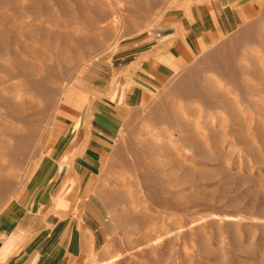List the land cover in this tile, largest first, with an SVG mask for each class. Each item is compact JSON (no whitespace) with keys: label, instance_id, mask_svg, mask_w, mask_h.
Masks as SVG:
<instances>
[{"label":"rangeland","instance_id":"rangeland-1","mask_svg":"<svg viewBox=\"0 0 264 264\" xmlns=\"http://www.w3.org/2000/svg\"><path fill=\"white\" fill-rule=\"evenodd\" d=\"M212 3L0 0V215L51 196L65 97L83 74L104 76L124 44ZM124 115L77 166L105 208L77 264H264V0Z\"/></svg>","mask_w":264,"mask_h":264},{"label":"crops","instance_id":"crops-1","mask_svg":"<svg viewBox=\"0 0 264 264\" xmlns=\"http://www.w3.org/2000/svg\"><path fill=\"white\" fill-rule=\"evenodd\" d=\"M245 2L213 0L201 18L167 20L124 44L111 64L103 59L104 76L90 79L83 74L82 83L73 85L74 92L65 97L66 117L71 121L63 122V137L55 147L57 183L55 187L52 183L43 208L32 203L21 207L9 204L3 210L0 264H77L83 259L101 234L105 208L98 192L86 183L91 173L77 166L91 164L97 148L114 141L125 111L139 108L192 54L202 51L210 38L235 30ZM114 72L119 74L116 84L112 83ZM89 90L93 94L88 101L85 94Z\"/></svg>","mask_w":264,"mask_h":264},{"label":"bare ground","instance_id":"bare-ground-1","mask_svg":"<svg viewBox=\"0 0 264 264\" xmlns=\"http://www.w3.org/2000/svg\"><path fill=\"white\" fill-rule=\"evenodd\" d=\"M114 20V19H113Z\"/></svg>","mask_w":264,"mask_h":264}]
</instances>
